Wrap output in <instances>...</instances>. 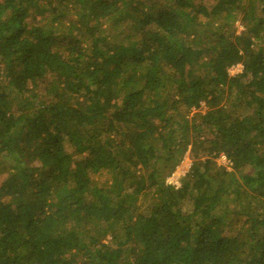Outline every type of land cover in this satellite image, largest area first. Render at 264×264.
<instances>
[{"label": "trees", "instance_id": "16d2710c", "mask_svg": "<svg viewBox=\"0 0 264 264\" xmlns=\"http://www.w3.org/2000/svg\"><path fill=\"white\" fill-rule=\"evenodd\" d=\"M0 264H264V0H0Z\"/></svg>", "mask_w": 264, "mask_h": 264}, {"label": "rangeland", "instance_id": "374dc122", "mask_svg": "<svg viewBox=\"0 0 264 264\" xmlns=\"http://www.w3.org/2000/svg\"><path fill=\"white\" fill-rule=\"evenodd\" d=\"M198 2H203L205 4L208 5L209 0H196ZM127 21H132L130 19H127ZM124 23L123 25L119 26V28H116L112 23L109 22H103L102 23V27L104 32H106L109 36H115L117 35L118 31H128V23ZM234 26H236L237 32L241 31V29L243 28V26L239 23L238 20L235 21ZM241 70V65H235L229 68V73L230 74H234L236 72H239ZM46 85L45 84H41V86L39 87L38 91L40 93V96L46 97L45 94V90H46ZM201 112L203 111V108L200 110ZM195 112L194 109L191 110V112L188 114L189 117H191V115ZM191 163V159L188 155V151L185 152V155L183 157V159L176 165V167L169 172V174L166 175V182L168 183V180L170 178H175L177 176V180L180 182V178L181 176L186 172V170L188 169L189 165ZM216 163L218 165H223L225 166L227 169H229L230 167V163L228 162V160L221 154L219 157L216 158ZM174 175V176H173ZM173 176V177H172ZM93 178L96 179L97 181H100L101 183H106L107 181L109 182L110 179V175L107 174L106 172L103 173H97L95 175H93ZM184 209L188 208V205H185L183 207ZM242 219V218H241ZM239 225V220L236 219V222L234 221L231 228L234 229Z\"/></svg>", "mask_w": 264, "mask_h": 264}, {"label": "built area", "instance_id": "2783aa9c", "mask_svg": "<svg viewBox=\"0 0 264 264\" xmlns=\"http://www.w3.org/2000/svg\"><path fill=\"white\" fill-rule=\"evenodd\" d=\"M174 176V175H173ZM172 176V177H173ZM168 183H171V184H173L175 187H178L179 186V181L177 180V176L175 177V178H170L169 180H168Z\"/></svg>", "mask_w": 264, "mask_h": 264}]
</instances>
